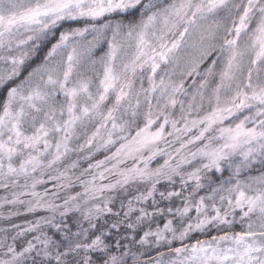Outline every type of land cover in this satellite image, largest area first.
Wrapping results in <instances>:
<instances>
[{"label": "snow or ice", "instance_id": "1", "mask_svg": "<svg viewBox=\"0 0 264 264\" xmlns=\"http://www.w3.org/2000/svg\"><path fill=\"white\" fill-rule=\"evenodd\" d=\"M0 264H264V0H0Z\"/></svg>", "mask_w": 264, "mask_h": 264}]
</instances>
